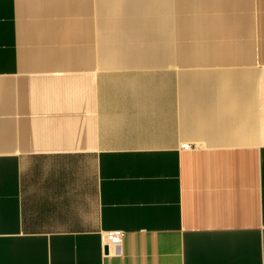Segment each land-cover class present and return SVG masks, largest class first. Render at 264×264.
<instances>
[{
    "label": "crops",
    "instance_id": "0c3cea01",
    "mask_svg": "<svg viewBox=\"0 0 264 264\" xmlns=\"http://www.w3.org/2000/svg\"><path fill=\"white\" fill-rule=\"evenodd\" d=\"M0 264H264V0H0Z\"/></svg>",
    "mask_w": 264,
    "mask_h": 264
},
{
    "label": "built area",
    "instance_id": "2783aa9c",
    "mask_svg": "<svg viewBox=\"0 0 264 264\" xmlns=\"http://www.w3.org/2000/svg\"><path fill=\"white\" fill-rule=\"evenodd\" d=\"M183 149H191V146L189 144H184ZM124 238V232L121 230H114L110 232H106L102 234L101 240L103 243L104 251L106 248H108V251L110 249L118 248L123 243Z\"/></svg>",
    "mask_w": 264,
    "mask_h": 264
},
{
    "label": "water",
    "instance_id": "95a60500",
    "mask_svg": "<svg viewBox=\"0 0 264 264\" xmlns=\"http://www.w3.org/2000/svg\"><path fill=\"white\" fill-rule=\"evenodd\" d=\"M105 252H106V253H108V252H109V251H108V248H106Z\"/></svg>",
    "mask_w": 264,
    "mask_h": 264
}]
</instances>
